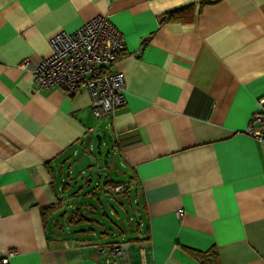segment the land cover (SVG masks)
<instances>
[{
  "label": "crops",
  "instance_id": "1",
  "mask_svg": "<svg viewBox=\"0 0 264 264\" xmlns=\"http://www.w3.org/2000/svg\"><path fill=\"white\" fill-rule=\"evenodd\" d=\"M99 14L125 39L109 66L125 102L103 120L136 205L126 240L71 231L64 173L99 119L83 83L40 89L32 70ZM260 97L264 0H0V264H105L112 241L131 264H264V143L245 132Z\"/></svg>",
  "mask_w": 264,
  "mask_h": 264
},
{
  "label": "built area",
  "instance_id": "2",
  "mask_svg": "<svg viewBox=\"0 0 264 264\" xmlns=\"http://www.w3.org/2000/svg\"><path fill=\"white\" fill-rule=\"evenodd\" d=\"M51 53L34 67L37 86L46 89L61 87L73 94L83 83L90 96V109L96 118L109 117L125 102L126 82L122 72L109 71V66L125 50V39L106 15H95L74 31L61 30L49 39ZM28 59L20 67L26 68ZM245 132L264 143V97L252 113ZM122 190L121 185L115 186ZM183 211L177 212L178 216ZM105 264H131L125 253V243L112 241L101 246ZM14 254L9 249L1 262L8 263ZM145 264V263H141Z\"/></svg>",
  "mask_w": 264,
  "mask_h": 264
},
{
  "label": "rangeland",
  "instance_id": "3",
  "mask_svg": "<svg viewBox=\"0 0 264 264\" xmlns=\"http://www.w3.org/2000/svg\"><path fill=\"white\" fill-rule=\"evenodd\" d=\"M99 124L100 126L92 134L91 150L80 151L77 157H70L69 159L68 166H70V175L73 178L68 179L65 172L64 179L73 183L67 193H65L67 200L64 201V204L66 206L70 204L72 207H81L82 209L78 208V210L80 209L90 220L85 223H79L80 225L72 224L71 231L80 233V229H90L88 233L94 235L91 237L104 238L105 240H126L132 234L130 229H134L136 224V219H134L136 216V205L133 197L131 196L129 199L124 194L123 189L116 190L115 186L108 188L103 185L104 180L112 181V179L125 185L127 181L124 180H128V176L123 173V171L126 172V169L120 164L119 155L116 152L110 151V153L105 155L107 147L113 149V146L109 137L110 131L104 128L103 118H99ZM97 134L102 137L101 153L97 152L95 146ZM107 142L108 144H106ZM97 169H101L102 176L99 177L97 175ZM94 185H96V188ZM93 192H95V196H92L91 193ZM66 213H70L69 208ZM65 217L62 218L61 224L57 223L55 225L56 230L68 225ZM120 230L123 231L121 232L122 234L127 233V235H123L124 237H119V235L114 237L115 235H112L113 232Z\"/></svg>",
  "mask_w": 264,
  "mask_h": 264
},
{
  "label": "trees",
  "instance_id": "4",
  "mask_svg": "<svg viewBox=\"0 0 264 264\" xmlns=\"http://www.w3.org/2000/svg\"><path fill=\"white\" fill-rule=\"evenodd\" d=\"M185 7L179 8V9H174L171 11H167L162 14L161 19L163 21H170V20H177L180 17H182V13ZM97 175L100 177L102 176V171L101 169L97 170ZM122 185V188L124 190V194L129 193V186L128 184L123 185L121 182L115 181V180H104L103 185L107 186L108 188H111L113 186L117 185ZM92 196H95V193H92ZM87 221H90L83 213L78 212V211H73L69 217H68V222L70 224H79V223H85Z\"/></svg>",
  "mask_w": 264,
  "mask_h": 264
},
{
  "label": "water",
  "instance_id": "5",
  "mask_svg": "<svg viewBox=\"0 0 264 264\" xmlns=\"http://www.w3.org/2000/svg\"><path fill=\"white\" fill-rule=\"evenodd\" d=\"M96 149H97V152L98 153H101V150H100V147H101V135L97 134L96 135ZM109 152V148H107L106 152H105V155L108 154Z\"/></svg>",
  "mask_w": 264,
  "mask_h": 264
}]
</instances>
